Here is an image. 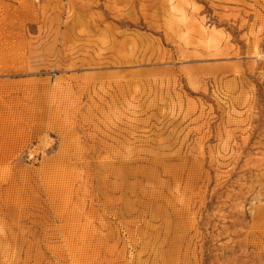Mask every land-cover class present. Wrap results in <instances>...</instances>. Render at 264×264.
I'll use <instances>...</instances> for the list:
<instances>
[{"label": "rangeland", "instance_id": "374dc122", "mask_svg": "<svg viewBox=\"0 0 264 264\" xmlns=\"http://www.w3.org/2000/svg\"><path fill=\"white\" fill-rule=\"evenodd\" d=\"M187 1L0 0V264H264V0Z\"/></svg>", "mask_w": 264, "mask_h": 264}, {"label": "bare ground", "instance_id": "6f19581e", "mask_svg": "<svg viewBox=\"0 0 264 264\" xmlns=\"http://www.w3.org/2000/svg\"><path fill=\"white\" fill-rule=\"evenodd\" d=\"M176 0H168V3L170 5L169 8V15L171 17V22L173 24L182 23L185 25V36L182 35L181 40H183L184 44H191V42L187 39V35L191 33L192 28L195 30V33L197 35V40L199 45H203L206 48H214L217 49L220 45V40L218 38L219 35V29L214 27H206V25L199 20L192 19L187 12H185L183 6H188L195 9L194 4L187 0H177V4L175 2Z\"/></svg>", "mask_w": 264, "mask_h": 264}]
</instances>
